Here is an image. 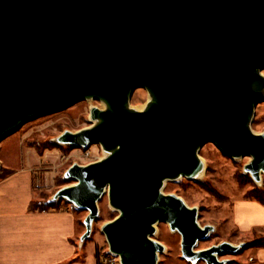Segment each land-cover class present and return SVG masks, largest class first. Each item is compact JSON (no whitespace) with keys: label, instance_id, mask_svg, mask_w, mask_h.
I'll list each match as a JSON object with an SVG mask.
<instances>
[{"label":"water","instance_id":"obj_1","mask_svg":"<svg viewBox=\"0 0 264 264\" xmlns=\"http://www.w3.org/2000/svg\"><path fill=\"white\" fill-rule=\"evenodd\" d=\"M264 0H0V143L25 123L86 100L105 102L100 123L60 137L114 152L66 172L57 191L86 210L91 235L106 191L119 216L102 229L123 264H158L153 240L166 222L191 263L226 264L240 246L195 250L214 231L198 212L162 192L163 180L188 176L213 143L230 158L250 157L261 182L264 132L247 126L264 101ZM153 93L142 111L124 109L137 88Z\"/></svg>","mask_w":264,"mask_h":264},{"label":"rangeland","instance_id":"obj_2","mask_svg":"<svg viewBox=\"0 0 264 264\" xmlns=\"http://www.w3.org/2000/svg\"><path fill=\"white\" fill-rule=\"evenodd\" d=\"M264 75V70L260 71ZM150 91L146 88L135 89L129 106L130 111L145 110L149 103ZM255 115L249 128L256 134L264 132V101L256 105ZM94 108L106 109V104L97 99H86L71 107L50 115H46L25 123L20 130L11 135L13 139L21 140L26 147L34 149L41 157L36 167V193L40 208L53 203L62 209H70L75 213L78 230L84 233V239L89 243H98L97 254L104 250L108 243L103 233V227L116 219L120 211L109 202V193L105 192L99 200V214L91 228V235L85 238L86 226L84 221L88 212L78 207L71 208L67 200L56 199L57 191L76 183V180L65 178L66 172L76 163L89 165L107 157L105 149L100 144L87 147H77L61 144L58 139L66 132L76 133L94 127L91 113ZM12 143V138L6 141ZM89 152V158L85 154ZM203 161L206 172L198 180L182 178L168 180L162 192L180 197L189 207L198 212L197 225L212 226L214 231L205 240L198 242L195 250L209 249V247L229 242L234 246L245 244L237 253H225L220 260L226 264H264L255 257V250L264 241V229L241 233L233 217L234 202L243 199H255L252 193L257 189L264 194V175L261 182H256L246 173L245 167L252 158H230L213 143L202 146L198 152ZM0 162V172L2 171ZM152 239L164 246V251L158 254V264H206L203 261L191 263L182 256L181 235L172 231L166 222H159ZM93 244H91L92 246Z\"/></svg>","mask_w":264,"mask_h":264},{"label":"crops","instance_id":"obj_3","mask_svg":"<svg viewBox=\"0 0 264 264\" xmlns=\"http://www.w3.org/2000/svg\"><path fill=\"white\" fill-rule=\"evenodd\" d=\"M10 138L0 143V264H97L99 245L84 239L73 211L32 209L39 200L35 166L42 159L21 140ZM233 217L241 233L264 229V204L235 201ZM254 254L264 263V247Z\"/></svg>","mask_w":264,"mask_h":264},{"label":"bare ground","instance_id":"obj_4","mask_svg":"<svg viewBox=\"0 0 264 264\" xmlns=\"http://www.w3.org/2000/svg\"><path fill=\"white\" fill-rule=\"evenodd\" d=\"M257 74H259L262 78H263V80H264V75L260 72V71H257ZM154 94L153 93H151L150 92V97H149V103H148V105L153 101V99H154ZM129 106V102H127L126 104H125V106H124V109H127V107ZM100 119H98V120H96L95 122H94V125H97V124H99L100 123ZM248 127H249V124L247 125ZM116 149V148H115ZM114 149V150H115ZM114 150H109V151H106V153H107V157L109 156V155H111L113 152H114ZM201 158L199 157V161H200V165L194 170V172L193 173H191V174H189L188 176H184V175H182V174H179V173H177V175L174 177V178H172V179H165V180H163V186H164V184L168 181V180H179V179H182V178H186V179H189V180H198V179H200L201 177H203L204 176V172H206V168H205V165H204V163H203V161L202 160H200ZM264 174H262V176H263ZM162 186V187H163ZM161 190H162V188H161ZM159 223V222H158ZM157 225V224H156ZM156 225L154 226V227H156Z\"/></svg>","mask_w":264,"mask_h":264},{"label":"built area","instance_id":"obj_5","mask_svg":"<svg viewBox=\"0 0 264 264\" xmlns=\"http://www.w3.org/2000/svg\"><path fill=\"white\" fill-rule=\"evenodd\" d=\"M89 156H90V153L87 152L84 157L89 158ZM100 160H103V159H100ZM69 204L71 205V208L76 207V205L72 203H69ZM97 264H123V262H122L121 255L112 252L108 245L104 250L100 252V254H98Z\"/></svg>","mask_w":264,"mask_h":264},{"label":"trees","instance_id":"obj_6","mask_svg":"<svg viewBox=\"0 0 264 264\" xmlns=\"http://www.w3.org/2000/svg\"><path fill=\"white\" fill-rule=\"evenodd\" d=\"M7 173H5V175H6ZM252 195H253V197L255 198V200H258V201H260L261 203H263L264 204V194L261 192V191H259V190H255L253 193H252ZM57 203H53V204H50V206L48 205V208H47V206H44V208H40V206H38L36 203H33V205H31L32 206V209H40V210H49V209H55V210H58L59 209V206H57L56 205ZM261 244H260V248L261 247H264V241L262 242H260Z\"/></svg>","mask_w":264,"mask_h":264}]
</instances>
